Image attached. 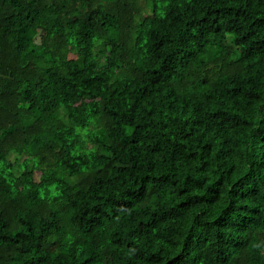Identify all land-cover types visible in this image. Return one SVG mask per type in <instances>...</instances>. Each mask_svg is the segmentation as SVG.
I'll list each match as a JSON object with an SVG mask.
<instances>
[{
  "label": "trees",
  "instance_id": "obj_1",
  "mask_svg": "<svg viewBox=\"0 0 264 264\" xmlns=\"http://www.w3.org/2000/svg\"><path fill=\"white\" fill-rule=\"evenodd\" d=\"M0 264H264V0H0Z\"/></svg>",
  "mask_w": 264,
  "mask_h": 264
},
{
  "label": "rangeland",
  "instance_id": "obj_2",
  "mask_svg": "<svg viewBox=\"0 0 264 264\" xmlns=\"http://www.w3.org/2000/svg\"><path fill=\"white\" fill-rule=\"evenodd\" d=\"M78 131L81 133V135L83 136L86 132V130L84 129H78ZM22 164L24 165H29L31 166L36 172L38 175H40V173L37 171V163L34 159L32 158H24ZM49 191H50V197H53L57 194L60 193V189L57 185H52L49 187Z\"/></svg>",
  "mask_w": 264,
  "mask_h": 264
}]
</instances>
